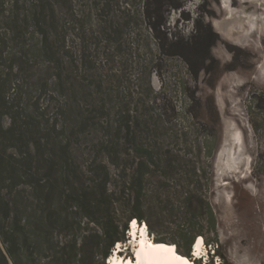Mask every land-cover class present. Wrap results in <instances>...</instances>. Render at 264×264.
Wrapping results in <instances>:
<instances>
[{"label": "rangeland", "instance_id": "obj_1", "mask_svg": "<svg viewBox=\"0 0 264 264\" xmlns=\"http://www.w3.org/2000/svg\"><path fill=\"white\" fill-rule=\"evenodd\" d=\"M21 2L0 0V83L8 96L15 97V84L30 91L14 105L40 107L38 114L55 124L41 128V143L49 142L61 165V176L43 165V185L29 190L31 212L42 209L45 217L43 245L34 248L40 261L63 264L62 257L77 254L86 264H107L113 255L134 262L137 242L125 229L132 219L153 240L170 241L179 219L171 213L187 205L157 196L160 176L170 172L183 184L187 169L201 183L217 233L202 237L196 259L186 257L195 264H264V0H174L179 6L166 13L169 39L175 34L186 43L200 30L211 45L196 78L181 57L160 52L140 0H51L43 29L31 18L25 27L13 20L26 12ZM45 35L46 53L28 51ZM5 112L0 100L4 125ZM135 115L140 141L161 150L160 166L145 181L141 220L131 216L133 202L124 200L122 176L107 157L108 148L131 145L119 125ZM207 132L215 135L209 147ZM173 153L187 165L172 162L170 171L164 156ZM112 225L120 239L109 249L112 237L102 226ZM187 245L179 240L183 255Z\"/></svg>", "mask_w": 264, "mask_h": 264}, {"label": "trees", "instance_id": "obj_2", "mask_svg": "<svg viewBox=\"0 0 264 264\" xmlns=\"http://www.w3.org/2000/svg\"><path fill=\"white\" fill-rule=\"evenodd\" d=\"M13 5H17L20 0H9ZM141 15L147 21V30L157 42V47L163 55L179 56L188 66L189 73L196 78L198 74L205 70V61L210 51V44L203 40L202 31L189 38L190 41L183 43L175 34H171L166 27V13L170 7H178L174 0H140ZM177 1V0H176ZM53 11L51 0H22L21 7L28 12L24 14L15 13L13 20L23 23L27 26L29 18L33 19L41 29L44 28L46 15L45 6ZM130 8V6H129ZM63 25L61 24V65L65 62L63 54ZM43 33L41 30H37ZM50 48L48 37L45 35L40 46L37 44L29 45L28 51L46 53ZM72 65L76 67L75 61ZM61 76V86L63 84ZM30 91L24 90L19 84L12 88V94L21 99V96L30 97ZM8 96L5 91V84L0 83V100L7 109L6 115L9 122L4 125L0 122V264H49L40 261V254L36 253L34 248L41 249L43 245V228L45 217L42 209H35L31 212L29 190L37 185L41 187V180L47 172L43 170V165L48 166L49 175L57 174L61 176L60 156L53 148L49 147V142L41 143V128H55V124L49 123V119H43V111L39 114V108L36 111H29L24 104L14 105V98ZM42 116V117H41ZM138 118H126L124 124L119 128H127L126 136L132 140L131 145L119 147L114 145L108 148V162L119 171L123 179L124 200L133 202L131 216L138 220L144 219L145 214L141 210L142 201L146 196L145 181L149 176L156 172V166H160V147L157 145H148L140 141V132L138 128ZM28 128H35L30 131ZM133 128V129H131ZM30 131V132H29ZM42 134V133H41ZM45 134V131L44 133ZM50 138V132H47ZM212 132H207V139L204 140L207 147L208 139L214 137ZM57 139V136H55ZM60 142V141H59ZM46 150V152H44ZM211 150H207L210 156ZM170 171L175 167L172 162H177L180 166L187 165V159L180 154L173 153L165 155ZM118 160H121L119 162ZM60 165V167H59ZM167 172L160 176L163 180L159 181L162 192H157V196L165 194L169 198L182 202L183 209L176 208L171 213L176 219L173 220L175 230L170 241L156 239L155 242L169 244L172 243L179 252V240L187 239L188 245L183 256H191L192 244L196 237H204L206 233L216 234V218L213 209L201 189V183L191 170H184V183L174 182V178ZM179 186L180 189H176ZM113 196L111 191L110 196ZM112 199H114L112 197ZM110 200L106 204L111 205ZM99 206V204H98ZM34 221H33V218ZM97 224H101L98 219H93ZM113 226V228H112ZM110 227L102 226L104 237H112L109 249L120 237L117 235V225ZM127 226L125 229L127 230ZM112 235V236H111ZM216 241V245L217 240ZM216 252V250H215ZM109 251L105 252L103 258H107ZM63 264H86L82 256L77 258V254L63 258ZM61 260V257H60Z\"/></svg>", "mask_w": 264, "mask_h": 264}, {"label": "bare ground", "instance_id": "obj_3", "mask_svg": "<svg viewBox=\"0 0 264 264\" xmlns=\"http://www.w3.org/2000/svg\"><path fill=\"white\" fill-rule=\"evenodd\" d=\"M134 220L132 219L130 223L131 236L137 242V247L134 251L135 255L132 257L134 262L131 258H128L124 264H195L188 257L178 254L174 245L155 242L149 236L146 225L139 228V225ZM136 233H139V235ZM203 242L201 236L195 238L191 249L194 255L199 256L203 253ZM110 261L111 264H122L117 255H113Z\"/></svg>", "mask_w": 264, "mask_h": 264}]
</instances>
